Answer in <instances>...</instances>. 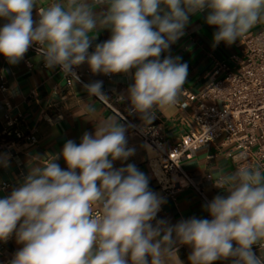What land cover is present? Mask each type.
Returning <instances> with one entry per match:
<instances>
[{"label": "clouds", "instance_id": "obj_1", "mask_svg": "<svg viewBox=\"0 0 264 264\" xmlns=\"http://www.w3.org/2000/svg\"><path fill=\"white\" fill-rule=\"evenodd\" d=\"M36 2L0 0V18L9 21L0 28V54L16 64L35 43L47 67L60 66L77 81L72 69L85 61L94 74L135 69L128 99L149 123L155 109L175 106L184 93L188 65L160 56L184 34L190 14L208 10L206 23L218 28L216 44L231 45L264 23V0H96L104 8L99 13L89 0H64L39 9L34 21ZM103 29H110V39L90 54L94 33ZM84 88L90 97L105 98L102 81ZM87 110L95 108L89 104ZM125 131L113 118L100 122L79 145L64 144L60 155L67 170L53 156L0 199V241L15 233L23 245L10 264H168L172 257L182 264L177 241L191 246L190 264L225 259L264 264V254L258 257L252 250L253 245L264 249V172L259 167L240 165L215 183L227 195L205 206L211 220L193 217L173 226L157 220L153 226L163 198L149 189L148 178L135 165L113 167L115 160L134 154ZM237 159L246 156L240 153Z\"/></svg>", "mask_w": 264, "mask_h": 264}, {"label": "crops", "instance_id": "obj_2", "mask_svg": "<svg viewBox=\"0 0 264 264\" xmlns=\"http://www.w3.org/2000/svg\"><path fill=\"white\" fill-rule=\"evenodd\" d=\"M53 2L63 3L64 0H37L32 11L33 20H39V9L47 8ZM89 3L97 13L104 10L96 3V0H89ZM207 15V9L190 14L189 22L183 30L184 34L170 45L169 50L161 53V61L165 57H178L180 63H186L188 76L182 88L184 93L180 97V102L172 107L155 109L151 123L145 122L141 115L132 109L128 99V88L134 83L135 69L126 74H94L85 61L80 65V70L90 71L89 83L102 81V93L105 96L103 99L115 110L128 116L135 123H147L162 128L166 142L173 144L188 132L187 124L194 116V109L189 104L188 95L198 94L205 89L215 59L231 61L240 53L238 44L241 38L231 45L223 41L219 44L214 42V33L218 31V28L206 23ZM8 22L0 18V28ZM262 29H264V23L257 24L250 32ZM94 35L97 37L88 50L91 53L96 44L110 39L111 31L103 29ZM29 62L30 65H27L21 59L16 64H10L6 57L0 54V78L7 87L5 93L0 92V199L7 197L14 188L19 187L30 170L36 167L43 168L53 156H59V159L53 162L67 170V164L60 155L64 144L72 140L79 145L86 132L94 135L96 126L100 122L113 118L126 129L127 148L134 149L132 156L123 161L115 160L113 167L119 169L127 167L128 164L135 165L148 178L149 189L165 201L156 219L152 221L153 226L157 220L166 221L168 225L173 226L193 217L207 219L208 212L205 210V205L192 190H184L175 197L167 194L165 187L158 181L160 171L153 165L157 158L156 152L133 135L130 128L112 109L96 97H90L82 86L78 84L68 86L63 75L56 68H44L41 57L31 56ZM89 104L95 108L94 112L87 110ZM6 116L19 120L12 129H18L25 135H35L37 142L30 144L25 140L19 141L6 137ZM219 145L220 142H216L194 151L184 159V169L191 175L209 176L214 181H219L221 177L226 178L235 172L236 168L230 160L224 156L217 157L220 152ZM206 193L212 199L217 195H227L213 184L207 185ZM173 236L175 238V234ZM233 244L235 247V243ZM253 246L258 249L260 256L264 254V249H260L258 245ZM0 247L2 248L0 264H10L15 253L23 245L17 243L13 233L6 242L0 241ZM174 247L182 264H190L188 257L192 252L191 246L177 241ZM150 259L149 257V262ZM230 263H232L231 259L213 262V264ZM168 264H179V261L176 257H172Z\"/></svg>", "mask_w": 264, "mask_h": 264}, {"label": "built area", "instance_id": "obj_3", "mask_svg": "<svg viewBox=\"0 0 264 264\" xmlns=\"http://www.w3.org/2000/svg\"><path fill=\"white\" fill-rule=\"evenodd\" d=\"M38 48L39 45L35 43L29 47L22 59L27 65H30L31 56L43 59L37 51ZM238 48L239 55L231 61L215 59L205 89L198 94L188 95L194 116L187 124L188 132L173 144L166 142L162 128L147 123H135L103 98L96 97L121 118L133 135L156 152L157 158L153 165L160 171L158 181L171 197L190 189L205 206L213 200L206 193L207 185H215L218 181L209 176L191 175L183 167L184 159L190 154L212 143L220 142L217 157L224 156L236 169L240 165H251L264 172V29L249 32L241 38ZM43 66L49 68L44 59ZM54 68L63 75L68 86L78 84L84 88L85 84H89L91 73L82 72L80 65L72 69L79 77L78 81L71 75H66L60 66ZM0 82V92L5 93L7 87L2 78ZM5 120L6 137L25 140L30 144L37 142L35 135H25L18 129H12L19 123L18 119L13 120L6 116ZM240 153H244L246 159H237ZM207 219H212L209 213ZM252 250L260 256L255 246H252Z\"/></svg>", "mask_w": 264, "mask_h": 264}]
</instances>
